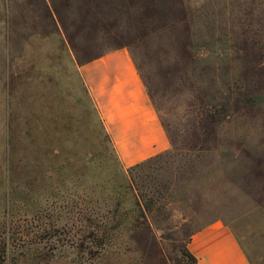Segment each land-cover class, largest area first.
Returning a JSON list of instances; mask_svg holds the SVG:
<instances>
[{"label":"rangeland","instance_id":"rangeland-1","mask_svg":"<svg viewBox=\"0 0 264 264\" xmlns=\"http://www.w3.org/2000/svg\"><path fill=\"white\" fill-rule=\"evenodd\" d=\"M135 8L140 36L79 35L72 13L71 64L57 39L64 64H30V38H7L0 264H188L190 234L214 219L231 225L251 264H264V0ZM122 44L171 139L130 172L78 71Z\"/></svg>","mask_w":264,"mask_h":264},{"label":"crops","instance_id":"crops-1","mask_svg":"<svg viewBox=\"0 0 264 264\" xmlns=\"http://www.w3.org/2000/svg\"><path fill=\"white\" fill-rule=\"evenodd\" d=\"M72 4L80 9L71 10ZM146 4L149 0H0V51L4 59L0 64H7V38L13 36L30 38L29 44L25 41L30 48L23 50L36 58L30 64H64L60 58L57 63L54 59L55 39L58 53L66 54V64H71L67 38L75 35L70 18L75 12L80 15L78 28L84 31L79 35L140 36L133 32L135 13L140 10L135 7ZM79 64L82 81L124 167L170 149L171 139L129 45L104 50ZM186 249L196 258L193 264H251L231 225L220 219L195 229Z\"/></svg>","mask_w":264,"mask_h":264},{"label":"trees","instance_id":"trees-1","mask_svg":"<svg viewBox=\"0 0 264 264\" xmlns=\"http://www.w3.org/2000/svg\"><path fill=\"white\" fill-rule=\"evenodd\" d=\"M158 155H160V154H158ZM158 155H156V156H158ZM156 156H153V157L148 158V159H146V160H144V161H142V162H140V163H137V164H134V165H132V166L127 167L128 172H130L132 169H134V168H136V167H139V166L143 165L145 162H147V161L153 159V158L156 157ZM130 177H131V173H130ZM24 184H25V187H27V190H28V192H29V193H27V194H28V197H27V194H25V196H24V197L26 198V200L28 201L29 199L32 198L31 194H32V192L34 191V189L30 188V186H28L27 183H24ZM25 235L27 236V234H25ZM25 242H26V241H25ZM185 254H186L187 258L189 259L188 264H193V263L195 262L196 258L193 257V256H192L187 250H186Z\"/></svg>","mask_w":264,"mask_h":264}]
</instances>
